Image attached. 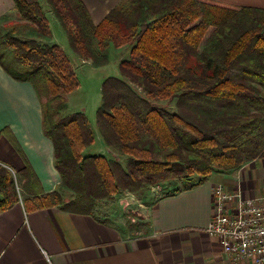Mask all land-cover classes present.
<instances>
[{
	"label": "trees",
	"instance_id": "1",
	"mask_svg": "<svg viewBox=\"0 0 264 264\" xmlns=\"http://www.w3.org/2000/svg\"><path fill=\"white\" fill-rule=\"evenodd\" d=\"M13 1L33 31L51 40L40 3ZM48 2L82 58L102 65L111 43L131 46L120 63L126 79L103 80L97 111L104 141L127 163L86 153L95 142L88 116L64 114L80 79L63 47L22 39L13 29L0 32L3 69L31 83L40 98L50 95L42 100L44 132L61 184L73 193L69 200L58 190L35 194L24 201L27 210L60 205L96 216V198L184 180V187L164 192L172 194L264 157V9L214 0H121L95 24L82 0ZM173 102V110L164 105ZM1 133L15 140L7 127ZM22 170L41 185L29 164ZM17 201L12 172L0 164V211Z\"/></svg>",
	"mask_w": 264,
	"mask_h": 264
},
{
	"label": "crops",
	"instance_id": "2",
	"mask_svg": "<svg viewBox=\"0 0 264 264\" xmlns=\"http://www.w3.org/2000/svg\"><path fill=\"white\" fill-rule=\"evenodd\" d=\"M82 1L98 24L121 0ZM214 1L264 9V0ZM12 3L0 0V17ZM6 127L15 140L0 136V164L14 170L29 164L46 189L51 178L59 181L42 100L31 83L14 79L0 64V129ZM219 181L229 191L239 186L248 196L263 195L264 157L215 172L200 185L160 193L141 236H125L109 219L60 205L27 210L17 201L0 211V264H253L233 262L206 231L214 209L212 188Z\"/></svg>",
	"mask_w": 264,
	"mask_h": 264
},
{
	"label": "rangeland",
	"instance_id": "3",
	"mask_svg": "<svg viewBox=\"0 0 264 264\" xmlns=\"http://www.w3.org/2000/svg\"><path fill=\"white\" fill-rule=\"evenodd\" d=\"M37 1L40 3L42 11L48 18L49 26L53 33L51 40L45 35H39L33 31V25L26 22V20L20 16L15 7V3H12L10 8L4 11L0 17V32L6 33L7 31H11L13 29V31L16 32L15 35L22 39L35 37L41 42L58 43L63 47L70 57L72 65L80 79L79 88L68 94V107L64 114L74 111H83L88 116L95 130V142L87 147L86 153L102 154L109 159L119 161L123 166H125L127 163V157L121 155L117 150L109 148L104 141L98 129L97 111L102 102L101 88L103 80L108 76H118L126 79L121 74L120 63L122 60L129 57L131 46H116L114 43H111L108 47L107 62L102 65L96 64V62L92 59H84L72 49L68 35L60 20L54 13L48 0ZM98 61L99 63L105 62L103 58H98ZM131 84L135 90H137L140 94L142 93L139 87L132 82ZM49 98L50 95L48 93H44L40 100L47 101ZM164 105H167L170 110L175 109L174 102ZM1 135L6 134L1 133L0 129V136ZM7 168L11 170L15 179L19 201H26L27 198H33L35 194H46L54 190H58L66 200H69L70 197L73 196L72 191L63 187L60 180L55 181V178H51L48 182L51 187H47L48 189H46L42 183L41 185L36 183V178H34V181L30 179V175L28 173L30 171H20L19 169L15 171L12 168ZM219 184L224 185V183L219 181V183H215L212 188L213 208H215L216 203L215 189ZM184 186L185 183L182 179L179 181L175 180L173 182L165 181L160 184L145 186L136 192L124 190L107 198H96L93 202V213L98 217L113 221L119 229L124 231L125 236H141L147 233L148 221L150 218L149 216L151 214V205L155 203V197L160 193L172 190L174 191L177 187ZM236 190L240 191L243 197H251L244 193L239 186L232 191Z\"/></svg>",
	"mask_w": 264,
	"mask_h": 264
},
{
	"label": "built area",
	"instance_id": "4",
	"mask_svg": "<svg viewBox=\"0 0 264 264\" xmlns=\"http://www.w3.org/2000/svg\"><path fill=\"white\" fill-rule=\"evenodd\" d=\"M215 199L207 233L233 262L264 264V194L243 197L240 191L219 184Z\"/></svg>",
	"mask_w": 264,
	"mask_h": 264
}]
</instances>
